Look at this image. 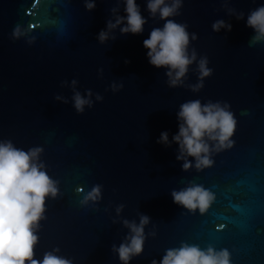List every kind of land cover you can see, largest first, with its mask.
<instances>
[{"label": "water", "instance_id": "water-1", "mask_svg": "<svg viewBox=\"0 0 264 264\" xmlns=\"http://www.w3.org/2000/svg\"><path fill=\"white\" fill-rule=\"evenodd\" d=\"M136 3L147 20L144 31L121 35L117 28L110 33L115 39L101 44L97 35L113 19L116 0H96L92 11L83 0H0V141L25 151L41 147L39 162L58 181V196L45 201L35 258L58 248L72 264H121L112 246L128 235L122 221L138 224L143 214L150 217L143 252L129 264H159L182 242L227 249L231 264H264V42L250 44L254 32L246 27L264 0H182L171 19L196 34L188 50L212 69L197 92L188 87L200 82L196 62L175 88L165 68L149 64L143 40L164 21L149 17L146 0ZM118 7L126 15L123 0ZM240 12L244 19L237 20ZM216 20L231 31L213 32ZM17 26L24 35L13 39ZM114 83L123 87L113 92ZM76 91L92 93L82 113L73 107ZM197 99L229 105L234 144L212 155V167L185 172L178 145L157 140L167 132L171 142L179 106ZM190 184L214 194L203 215L173 203L171 191ZM96 185L100 200L81 205Z\"/></svg>", "mask_w": 264, "mask_h": 264}, {"label": "clouds", "instance_id": "clouds-1", "mask_svg": "<svg viewBox=\"0 0 264 264\" xmlns=\"http://www.w3.org/2000/svg\"><path fill=\"white\" fill-rule=\"evenodd\" d=\"M121 0H116L117 7L111 9L113 19L106 22V28L97 35L99 43L115 39L110 37L115 29L119 28L121 35H138L144 31L147 20L141 15V10L136 0H123L126 15H118ZM227 0H225V3ZM86 11L95 8L96 0H83ZM182 0H146V10L150 18L159 17L164 21L162 27H154L147 39L143 40V47L147 50L146 57L151 66L165 68V76L169 88L183 85L188 68L194 62L197 63L198 80L200 82L188 87L193 92L203 87V79L212 74V69L207 67L208 60L201 57L197 61L195 49L189 52L190 38L196 40L195 33L187 31V25L178 23L172 17L179 15ZM228 13L234 14L233 9ZM236 19H244V13L236 14ZM123 25V26H122ZM231 24L224 20H216L211 24L213 32L221 29L231 31ZM246 27L253 30L254 35L250 44L264 42V6L251 10L246 19ZM31 30V26L27 31ZM24 32L17 26L12 32L13 39H19ZM34 38L27 42L31 44ZM125 64L129 61L125 60ZM72 80L71 84L76 85ZM123 85L112 84L113 92L118 91ZM91 91L85 97L76 91L72 96L73 107L77 113H82L84 106L91 107ZM61 100V96H56ZM102 97L96 96V100ZM67 103V101H64ZM229 105L221 102H207L201 104L200 100H190L182 103L176 113L178 132L172 136L171 142L168 133L162 132L157 143L170 146L178 145L176 160L182 161V171L190 168L201 171L212 167L214 161L211 158L214 153H220L233 147L232 137L236 129V119ZM41 147H33L27 151L16 148L11 141H0V264H72V260L57 255L58 248L43 253L41 259L35 258V248L39 237L36 234L39 222L44 219L45 201L47 198L55 199L58 196V181L53 180L45 171V165L39 162ZM189 157L192 160H189ZM194 162V163H193ZM77 192L83 191L77 188ZM173 203L188 212L197 210L203 215L214 200V194L202 185L190 184L180 190H172L170 193ZM101 198V186L96 185L88 191L80 201L81 205H87L90 201L95 203ZM123 205L116 208L117 215L123 209ZM150 217L140 214L139 223L122 221L127 228L128 235L117 247L112 246V251L118 256L121 264H129V261L143 252L145 240L144 227L149 224ZM155 236V232L150 233ZM151 264H157L153 260ZM159 264H231L230 253L227 249L215 250L209 246L201 249L198 245L181 243L178 248L167 249L160 259Z\"/></svg>", "mask_w": 264, "mask_h": 264}]
</instances>
